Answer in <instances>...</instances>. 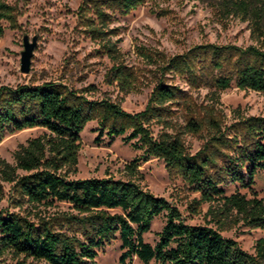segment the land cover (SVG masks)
Instances as JSON below:
<instances>
[{
    "label": "rangeland",
    "instance_id": "obj_1",
    "mask_svg": "<svg viewBox=\"0 0 264 264\" xmlns=\"http://www.w3.org/2000/svg\"><path fill=\"white\" fill-rule=\"evenodd\" d=\"M5 1L15 8V20L12 25L2 22L0 92L2 88L50 83L89 101L118 104L126 113L135 115L145 110L161 78L179 89V97L165 106L166 123L152 119L146 125L155 139L162 133L179 137L192 155L208 146L217 135V127L233 139L242 120L264 118V93L241 89L236 84L240 52L254 48L264 53V0H141L127 13L120 11L115 0ZM98 10L109 15L104 25L97 19ZM92 28L109 33H93ZM109 42L119 52L115 53L118 60L110 55L106 47ZM27 43L35 47L29 72L23 73L22 54ZM210 45L231 51L222 58L221 71L209 65V55L193 61L200 77L197 83H192L179 65L171 67L172 60L186 61V57L201 51L199 47ZM143 52L150 59L143 57ZM119 64L131 76L127 85L114 75L113 68ZM220 76L232 78L230 88H217L215 79ZM98 123L97 119L90 121L81 133L77 171L69 173V178L129 179L126 166L142 158L144 148L137 139L126 143L125 135L103 136L96 144ZM45 132L43 128L5 132L0 138V163L15 166L18 147ZM224 151L235 152L229 147ZM18 174L24 172L18 170ZM136 180L177 207L186 223L218 229L250 254H254L257 240L264 237V228L245 224L236 211L220 214L221 204L203 201L201 193L182 176L170 172L163 159L149 157L140 161ZM220 186L227 196L240 193L264 199V171L257 173L250 189L228 181ZM0 212L30 222H49L56 232L66 231L63 219L67 214H77L66 203L39 209L29 205L16 185L6 182L1 174ZM165 223L164 215L157 217L144 240L155 245ZM122 252L116 238L98 251L93 264H121ZM0 264L46 263L6 252L0 255ZM126 264L144 263L133 257Z\"/></svg>",
    "mask_w": 264,
    "mask_h": 264
},
{
    "label": "trees",
    "instance_id": "obj_2",
    "mask_svg": "<svg viewBox=\"0 0 264 264\" xmlns=\"http://www.w3.org/2000/svg\"><path fill=\"white\" fill-rule=\"evenodd\" d=\"M140 3L141 0L114 1L126 13ZM14 15L15 8L0 0V35L4 31L2 22L12 25ZM96 15L103 25L109 16L100 10ZM91 31L100 35L109 33L96 28ZM106 47L112 58L118 60L115 45L109 42ZM198 49L201 51L186 57V61L183 58L171 61V67L179 65L180 71L190 75L192 83L200 80L193 61L201 55H209V65L221 71L222 58L231 54L227 48L213 45ZM142 55L150 59V55L144 52ZM238 63L237 87L264 93V53L254 48L241 51ZM113 71L116 79L129 83L131 76L125 74L120 64ZM231 82L232 78L222 76L215 79L221 90L230 88ZM178 97L179 89L160 78L145 110L131 115L118 104L89 101L50 83L2 88L0 138L5 132L24 129L43 128L46 132L18 147L14 153L15 166L2 161L1 177L14 183L25 202L35 208L66 203L77 214H67L63 219L66 231L56 232L49 222H30L0 212V255L8 252L46 264H93L98 251L119 238L123 251L121 264L133 257L144 264L152 261L157 264H264V237L257 240L255 252L250 254L218 229L186 223L177 207L155 196L136 180L140 161H147L149 157L163 159L170 172L182 176L201 193L203 201L221 204L220 214L236 211L245 224L264 228V199L247 198L240 193L227 196L220 186L228 181L250 189L257 173L264 171V118L242 120L233 139L217 127V135L208 146L192 155L179 137L162 133L155 139L146 125L152 119L166 123L165 106ZM94 119L99 121L96 144L103 136L125 135L126 143L137 139L144 148V156L126 166L129 179L69 178V173L77 171L81 133ZM227 147L235 152L226 153ZM18 170L24 175L18 174ZM161 215L165 216L166 223L158 233V241L151 245L144 240V235Z\"/></svg>",
    "mask_w": 264,
    "mask_h": 264
},
{
    "label": "water",
    "instance_id": "obj_3",
    "mask_svg": "<svg viewBox=\"0 0 264 264\" xmlns=\"http://www.w3.org/2000/svg\"><path fill=\"white\" fill-rule=\"evenodd\" d=\"M34 44H26L25 45V50L22 54V66H21V71L23 73H28L30 69V62L31 58L33 56V50H34Z\"/></svg>",
    "mask_w": 264,
    "mask_h": 264
}]
</instances>
